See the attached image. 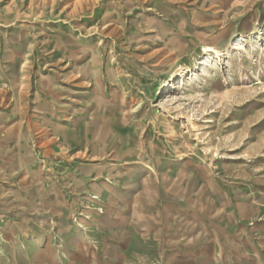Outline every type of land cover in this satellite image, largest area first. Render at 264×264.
I'll list each match as a JSON object with an SVG mask.
<instances>
[{"label":"rangeland","instance_id":"1","mask_svg":"<svg viewBox=\"0 0 264 264\" xmlns=\"http://www.w3.org/2000/svg\"><path fill=\"white\" fill-rule=\"evenodd\" d=\"M0 264H264V0H0Z\"/></svg>","mask_w":264,"mask_h":264},{"label":"crops","instance_id":"2","mask_svg":"<svg viewBox=\"0 0 264 264\" xmlns=\"http://www.w3.org/2000/svg\"><path fill=\"white\" fill-rule=\"evenodd\" d=\"M197 235H199V234L197 233ZM205 235H204V237H206ZM209 236L210 235L208 234L207 235L208 239H206L207 241L203 242V243H205L207 245V247H206L207 249L199 252L198 254H202V255L206 254V255L210 256L211 254L215 255V254L220 253V249H217L215 247V245H217V243H219L218 240H223L226 245H233V243L236 244V241H237V240H232V239H227V238L223 239V238H221L219 236H216L215 233H213V235H211V239H210ZM195 237L196 236L191 235V236L187 237V239H184V240H195L196 239ZM209 246H213V247H209Z\"/></svg>","mask_w":264,"mask_h":264}]
</instances>
